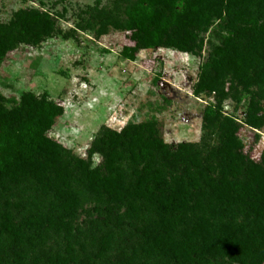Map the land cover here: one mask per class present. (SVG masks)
Returning <instances> with one entry per match:
<instances>
[{"label":"trees","instance_id":"1","mask_svg":"<svg viewBox=\"0 0 264 264\" xmlns=\"http://www.w3.org/2000/svg\"><path fill=\"white\" fill-rule=\"evenodd\" d=\"M254 8L264 9V0H131L123 6L122 22L114 25L116 29L127 31L131 42L121 48L119 55L126 61H133L139 50L158 48L197 55L203 46L200 34L210 30L219 43L200 65L193 87V94L197 96L209 94L227 66L235 78L243 81L252 53L264 50V22L258 23L253 17ZM52 21L45 13H28L20 21L19 34L30 33L36 27L48 33ZM244 33L249 34L247 53L238 43L239 36ZM9 49L7 39L0 36V64ZM263 73L258 72L259 76ZM6 100L9 107L4 106L5 99L0 94V187L7 190L16 187L25 192V198L28 192L36 194V189L41 192L38 201L27 202L20 210L19 220L5 207L1 212L0 231L9 236L18 249L19 242L25 238L31 242L27 233L35 234L40 241L48 234L61 235V253L41 264H103L98 258L110 253V249L115 250L116 246L119 252L128 245L125 241L130 234L126 230L129 225L121 217L110 220L114 231L106 233L91 219L84 223V233L88 236L87 240L84 238L86 243L81 245L77 259L73 220L86 199L95 201L92 211H87L89 216L96 213L98 217H106L116 207L128 205L134 210V204L156 206V210L159 208L166 213L183 211L190 198L195 208L202 207L204 199L207 200L212 208L211 217L221 220L218 226L214 227L209 218H198L180 235H175L173 223L163 219L160 225L143 229L142 250L149 253L152 249L164 254L174 264H197V256L217 255L229 256L235 264H264V162H244L239 153L242 147L237 135L239 124L231 118L222 121V136L216 149V154L224 160V167L217 178L205 181L206 190H201L193 178L189 194L182 185L170 193L162 191L164 173L154 160L158 155L168 156L173 146L162 140L153 118L128 124L120 133L106 129L100 132L93 147L102 148V158L94 167L83 166V188L77 189L69 186V165L60 144L49 136L63 114L61 104L44 96L37 97L30 91L20 93L18 99L11 96ZM220 112L218 104H207L202 111L203 122L218 120ZM256 112L257 107L251 99L243 124L259 126L261 119ZM178 148L186 150L188 145L178 144ZM122 164L125 167L122 168ZM242 168L245 179L236 177ZM107 205L111 207L108 212L103 208ZM238 210H242L251 223L249 233L235 231L231 218ZM18 249L14 251L16 254H20ZM122 254L126 257L123 251ZM109 260L106 259L105 264H129Z\"/></svg>","mask_w":264,"mask_h":264},{"label":"rangeland","instance_id":"2","mask_svg":"<svg viewBox=\"0 0 264 264\" xmlns=\"http://www.w3.org/2000/svg\"><path fill=\"white\" fill-rule=\"evenodd\" d=\"M130 1L0 0V36L7 39L10 47L0 64L3 104L9 107L6 99L11 96L18 99L25 91L61 104L63 114L49 136L60 144L64 160L69 165V186L82 189L83 166L94 167L100 162L102 148L93 147L100 132L106 129L120 133L128 124H138L151 118L156 119L162 140L173 146L168 156L158 155L154 160L164 173L162 191L165 193L182 185L189 194L193 178L201 190H206L205 181L219 176L224 160L216 154V149L222 136V121L226 117L239 124L237 135L242 143L239 153L244 162H264V73L258 74L259 71L264 72V50L252 53L243 81L235 78L227 66L214 90L197 96L193 94V87L198 80L200 65L209 58L219 41L208 30L200 34L203 46L197 55L158 48L139 50L133 61H126L119 52L124 45L131 44L128 32L116 29L114 25L122 22L123 6ZM35 11L52 18L51 30L44 33L36 27L30 33L19 34L21 19ZM253 11L258 23L264 22V9L257 11L254 8ZM248 38V33L238 38L239 48L246 53L249 52ZM251 99L257 107L256 115L261 119L257 127L243 124ZM207 104L219 105L221 115L218 120L203 122L202 111ZM178 144H186L188 148L181 151L177 149ZM192 159L196 161L191 162ZM243 169L237 178H246ZM15 188L7 190L0 187V221L5 207L19 220L20 210L27 202L39 199L40 189H36V194L35 191L28 192L25 198V192ZM186 204L183 211L167 213L159 208L156 210V206L134 204V210H131L126 205L116 207L109 216L98 217L96 213L89 216L87 211H92L95 201L86 199L73 220L77 256L74 255L79 260L81 245L84 238L87 240L84 223L94 219L103 233L113 232L110 220L121 217L129 225L126 230L130 234L125 241L128 245L119 252L116 246L115 250L110 249V253L98 258L103 264L106 259L129 264H174L170 257L151 248L149 253L142 250L144 242L141 236L144 228H154L163 219L173 223L175 235H180L198 218H209L214 227L221 222L219 218L211 217L212 208L207 200L204 199L203 206L198 208L193 206L191 198ZM103 208L108 212L111 207ZM231 219L236 233L251 231V223L242 210H238ZM27 234L31 242L25 238L19 242L18 249L13 240L0 231V264L47 263L49 257L61 253V235L48 234L40 241L35 234ZM254 237L258 236L255 234ZM17 249L20 254L14 252ZM98 259L97 263H100ZM195 262L235 264L231 257L224 255L197 256Z\"/></svg>","mask_w":264,"mask_h":264}]
</instances>
